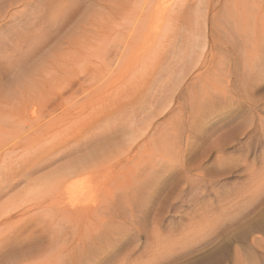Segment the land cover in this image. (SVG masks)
<instances>
[{
    "label": "rangeland",
    "instance_id": "obj_1",
    "mask_svg": "<svg viewBox=\"0 0 264 264\" xmlns=\"http://www.w3.org/2000/svg\"><path fill=\"white\" fill-rule=\"evenodd\" d=\"M11 1L13 0L9 2ZM62 1L63 3L65 1V3L62 4ZM93 1L98 4L97 7L92 5L88 6L86 0L78 1L76 4L74 3V5H70L73 3L68 2V0H25V6H13L10 8L11 10H9L8 14L6 13L8 12L7 10H3L0 7V16H3L0 18V25H3L1 28L4 27L0 30V97L1 99L3 98L2 101H5V103H3L5 106H0L1 115L2 112L7 111L9 106L22 103L23 99H25L21 97L25 94L22 93L24 92L22 90L27 92L25 96H27L29 92L31 94L35 92L38 97H40L39 95L42 92L55 91L54 93H56V91H58V93H64V90H67L64 94L66 97L68 95L67 101L69 103L63 105L62 109L59 108V110L56 111V114L57 112H61L60 114L62 115H58L59 113L57 115H51L55 122L53 119L51 120L56 125L54 131L53 125L50 126L51 123L49 118L51 117H49V115L47 116V114H50L48 110L51 109V107L47 106V108H44V106H42L43 103L39 101L38 103L35 102L37 104L36 115L39 114L38 116H42V119L39 117L42 120V124L45 121H49V124H45L46 127H44L45 125H40V123L39 125L43 127V129L48 126H50V129L52 128V130L47 128L48 133L45 131L49 136H47L48 138L46 139L52 140L53 135H55L54 137L59 135L56 137L57 139L59 137L65 139L69 137L70 133L92 129L91 126L93 123L91 122H94V117L91 118V116H88L92 120L86 118V120H89L86 121L88 122L86 123V128L85 123H83L85 121L84 118L82 119L83 121H79L81 118H79L80 116L78 115L81 113L83 115L87 110L91 113L92 111L90 112V110L93 108L89 106L87 108H90V110L86 109L84 104L82 106H85V112L83 113L79 110L81 113L77 114V106L80 107L81 104L79 103L80 105H78L72 103V101L79 96L73 97V93L75 91L76 93L79 92L82 90L81 87L84 86V84L87 85L89 83V79H91L90 75H92L91 68L94 67L93 69H95V65H103V62H100L102 59L95 57H99V55L104 52L95 55L94 50L101 48L102 51L106 47L108 51H110L112 49L111 46L122 43L120 42V35L130 32L133 28L136 30L135 37L141 36L137 39L135 38L131 42H126L128 43L127 46L130 47L137 45V43L149 37L146 35V32L143 31L148 25H152L155 30H158L155 37L156 39L158 38L157 36L163 38L160 36L162 33L164 34V38H166L168 34L169 23L167 20L160 21L159 23L154 22V17L150 14H146V10H142L138 5L129 11V16L131 17L124 19V16L125 18L127 17V13L125 15L124 11H121V8L130 7L128 4L130 0ZM189 1L192 3V5H190L191 9L189 8L188 12H185L179 23L180 25L178 24L179 28L182 24L183 29L185 28V31L183 30L184 46H181V48L177 50L172 48L171 57L182 53L180 51H184L183 53L188 52L189 46H187V43L189 39L185 38L191 34L188 30L195 31V29L201 28L199 29L200 34H205L207 41L211 45H214V50H212L214 55L213 65L211 64V68L208 72L205 71L206 68L197 72H191L177 90H174L176 88L175 86L173 87V84H175L177 80L175 77L173 79L170 73L166 81L161 84L156 93L150 97L147 104H152L158 108H164L167 105L169 107L170 103L171 106L169 109L176 108V111L171 113L170 117H167L166 124L169 125L166 128V132L169 131L168 142L171 146L170 149L177 153L168 151V160L170 159L171 164L168 167L169 171L167 178L158 181L159 183L163 181L159 184L161 187L155 185V188L153 187L150 192L152 195H147L148 197L143 196L146 193L144 188H142L144 191H142V189L138 191L141 186L135 187V190L129 196L130 200L128 199L131 205H126L125 199L120 202L117 201V205L111 209L112 212L110 210L108 215L105 214L103 216L105 218L102 219H105L104 221H107V224L103 220H101L102 222L100 223L99 220L97 221L98 224L96 222V224L92 225L91 228L89 227L88 230L85 229L75 234L69 232V235L63 238L58 231H52L51 227H49L50 215L48 213L50 211L36 209L35 203L37 204V200L35 197L37 194L35 191L40 184L46 187L50 179L48 175L53 170H57L66 161L68 162L70 156L82 154L85 152V149H93L108 139L116 137L117 134L108 136L105 141H101V139L91 140L87 148L82 147L80 149L81 152L79 150L76 154L74 153L65 157L62 161L42 172H36L35 174L31 172L19 173L14 171L17 165L16 162L22 161L37 149L57 139L53 138L52 141L47 140L42 143L41 139L45 140L44 137H46V135H44V130L39 127V125L37 126L39 127L37 128L38 130L34 129V131H37L30 132L31 135H29L28 130L34 128V126L31 128V124L28 123L30 117H27V123H25V117L19 114L7 115L6 121H4L5 118L3 120L0 119V132H4L2 137L5 136L6 141H10L9 143L7 141V143L4 144L5 146L0 143V154L2 155H0V189L4 188L2 191L5 194L3 201L7 202L9 206H7L8 210L11 209L9 212H11L13 208V211H15V213L12 214V211L11 214H9L11 217L9 221L11 228L17 227V224L26 227L20 242L17 241L16 243L14 242L15 240L10 242L7 264H84V262L85 264H264V123H262V119H264V80L261 79L262 81L255 85L254 92H252L253 90L251 87H247L249 86V83L246 84L248 78L245 76L244 78L242 77L244 71L240 69L241 66L243 68V64H245L246 61L243 60L241 55L242 52L240 53V49L242 48H238L239 45L241 47H246L245 49L247 51L244 50V53H246V55L248 54V59L250 60H248V63L251 64V66H249L250 68L254 66L255 70L257 65L260 66L258 61L257 65L255 61L260 60V57L261 60L264 59V54H262L264 47L261 46L262 44L264 45V43H262L264 42V20L261 19V15L257 12L254 13L256 10H249L248 12L251 13V15L249 13L246 14V21L240 22L239 20V25L237 20H231L228 8V6L230 7V3L226 0H213L214 2L209 0ZM208 1L211 5L209 8H206L205 3ZM64 5L68 8L65 9L66 6ZM69 5L71 8H69ZM59 7L62 9L64 8L62 12L63 14L65 12V16L63 15L61 17L62 14L57 16L58 14L56 12H59V10L56 9L61 10ZM199 9L200 11H198ZM96 14H100V17L104 21V27L98 30L99 32L91 30L92 34H89L86 39L88 42L83 43V41L86 40L82 38L79 44L77 41L82 35L81 33H84V30L89 28V26L87 27V22L90 20L91 16H95ZM55 16L56 19L54 18ZM57 17H60V20ZM3 18H5V20ZM52 18L56 21L58 20L57 24H51L53 23L51 21ZM54 19L53 21H55ZM194 20H199L198 24H193ZM245 22L247 25L244 27H248L251 32L248 28L243 27L242 24H245ZM232 25L233 27H231ZM137 27L139 28V33H137ZM232 29L234 30L232 31ZM45 30L49 33L45 32ZM236 32L237 35H235ZM248 32H250V34ZM43 33H45L46 36ZM114 38L116 41L113 40ZM139 38L144 39H140L139 42ZM74 40H77V43ZM72 43L75 44L74 47H72ZM81 43H83L82 45L84 46H82ZM232 43H236L234 46L237 49L231 45ZM69 47L70 51L68 49ZM65 53H67V55ZM158 56L159 54L155 55V52L145 55L137 60H133L136 62H134L135 65H133L132 59H128L130 61L129 63L127 60H123L122 63H118L116 66L119 68L123 67V69L125 68L127 72L122 71L123 69L121 68L122 70L120 71H122V74L117 77H111V71L107 70V72L103 67L104 65L102 67L97 66L96 68H98V70L96 71L98 72L94 74H98L95 75V77L98 76L96 77L98 78V82L104 83V80L105 82H110V88H133L139 85L135 84V80L139 77V71L143 67L154 66ZM36 58L40 61L39 64L42 65L37 66L35 72H37V74L40 72L42 79L40 76H37L39 79H35V75H31L32 72L29 74L27 72L30 71L29 69L27 70V67L33 64L30 62L36 60ZM182 59L172 58V71L177 72L179 67L184 65L182 61L185 59ZM263 61L264 60H262V62ZM46 63L48 65H46ZM227 63L228 67L226 66ZM81 64L82 66H80ZM129 64L131 65L129 66L130 70L127 69ZM22 68L26 72H24V74H27L26 79L33 80L32 82L28 80L27 86L23 85L26 80L20 83L13 79L15 75H19ZM99 68H104L103 70L106 71V73H104L102 69L99 71ZM49 70L52 73L49 72ZM123 72L126 73L123 74ZM50 74L53 75L50 76ZM258 74L262 75L264 73L259 72ZM197 76L199 77L197 78ZM52 77H55L54 80ZM95 77L93 79H95ZM82 78L83 80L81 81ZM87 78L89 79L87 80ZM244 79L246 82L243 81ZM86 80L88 82H85ZM92 81L90 80V82ZM66 82L68 84L65 85ZM80 82L81 87L79 85ZM93 82L95 83V81ZM98 82L96 81L98 85L95 83L94 86V83H90L84 86L83 89L87 91L90 89L93 93L97 89H99L97 91H101V88H98L101 83ZM63 85L65 89L62 87ZM141 88H144V86ZM12 92L21 96L17 97L15 100L10 99L9 97L12 96L8 94H15ZM96 92L95 94L98 93ZM71 94L73 95L71 96ZM86 95L85 93L84 96ZM84 96H79V102H82V98H86ZM224 97L228 100L226 101ZM93 102L99 105L96 100ZM95 104L94 107L97 108ZM88 105L92 106L93 104L88 103ZM132 105H134V103ZM99 107H101V104ZM104 107L107 108L103 109L102 106L100 109L98 108L95 110L94 108L95 111H93L96 113L98 110L97 112L100 113L107 110L108 107L112 108L114 106H109L107 104V106ZM38 108L41 110L39 109L40 111H38ZM68 110L70 111L69 113ZM63 111L67 112L65 113L67 117L63 116L65 115L62 113ZM158 112L160 113L159 110ZM38 116L36 118H38ZM70 116H74L72 117L74 121H68L71 119ZM22 117L24 122L22 121ZM36 118L35 122L37 123L38 120ZM45 118H47V120H45ZM55 118H59L57 119L58 121H64H60L59 124H57ZM62 122H64L65 125L62 124ZM77 123L79 124L77 125ZM80 123H82V126ZM76 126L78 127L77 130L75 129ZM72 127L74 128L72 129ZM39 131L43 132V136L41 134L39 137V135L37 136V134H35L33 137L34 133H41ZM51 131H53V134ZM55 132L57 134H54ZM41 136L43 138H41ZM79 136L80 135L72 136L71 141ZM16 141H18V143ZM178 152L180 155H178ZM137 161V166V163L135 165L132 163V166L129 168L118 167L108 179L111 182L106 179V181L103 180L104 182H97V180H94L98 185L92 182L88 189L96 188V190H98L100 187L102 188L100 191H107L110 188L115 190L117 188L122 189L125 182L130 179L132 180V178L134 179L133 173L143 166V162H145V164L147 163L146 158H139ZM139 164L141 165L139 166ZM44 176H46L44 179H39ZM135 183L136 182H134V184ZM96 186H99V188ZM149 186L150 185H147V188H149ZM156 186L159 187L158 190L160 191L156 190ZM39 191L40 195L44 192L43 190ZM146 194H149V191ZM119 196L121 199L123 195ZM32 200L35 203H33ZM147 200L149 202H147ZM119 203L121 206H119ZM18 206L19 208H17ZM142 210H145V212H141ZM131 213L134 214L132 217L135 219L129 217ZM15 214L16 216H14ZM128 221H132L135 224L133 243L127 247H123L119 252L112 249L103 252L99 251L101 241L103 240L102 237L104 238L105 234L112 228L122 226L128 223ZM97 225H99L98 228ZM49 231L52 233H49ZM72 236H74V238H72ZM78 236H80L79 239ZM78 243L80 245L77 246ZM68 244L70 245L68 246ZM226 245H229V251L225 256H221L222 250ZM46 259H48V261ZM39 261L41 262L38 263Z\"/></svg>",
    "mask_w": 264,
    "mask_h": 264
},
{
    "label": "bare ground",
    "instance_id": "obj_2",
    "mask_svg": "<svg viewBox=\"0 0 264 264\" xmlns=\"http://www.w3.org/2000/svg\"><path fill=\"white\" fill-rule=\"evenodd\" d=\"M0 1H1L0 2V7L3 10H7L8 11V12H6L7 14L9 13V10H11L10 8L13 7V6L15 7L16 5H18V6L19 5L20 6H25L26 5L25 0H13L11 2H9L10 0H7V1L6 0H0ZM78 1H81V0H68V2L73 3V4H70V5H74V3L76 4ZM209 1L214 2L213 0H209ZM209 1L207 3H205V7L206 8H209V6L211 5V3ZM226 1H228L230 3V7L228 6V8H229V15L231 16V20L232 19L234 21L237 20L238 21L237 23H239V20H240V22H242L244 20L246 21V16H247L246 14L249 13L248 12L249 10H251V11H253V10L255 11L256 10L254 13L257 12L259 15H261L260 16L261 19L264 20V0H258V1H256V0H252V1H250V0H226ZM64 3H65V1H64ZM64 3L62 1V4H64ZM86 3H87L88 6H91V5L92 6H95V7L98 6V4L95 3L93 0H86ZM66 4L68 6V3L67 2H66ZM128 4H129L130 7H123V8H121V11L123 10L125 15L127 13V15H126L127 17L125 18V16H124V19L130 18L131 16H129V11H131L132 8H134L136 5H138L139 8H142V10H146L145 11L146 14H150L152 17H154V22L159 23L160 21H163V20L166 21L167 20L168 23H169V25H168V34H167L166 38H164V34L162 33L160 36L163 37V38H159V36H157L158 38L156 39L155 37L157 35V31L158 30H155L152 25H148L147 26L148 28L145 27V30H143V31H145L146 32V35H148L149 37L146 38L145 40H143L144 38L141 39L142 37L139 38V42H140V39L143 40V41H141L140 43H137V45H135L133 47H130V46H127L128 43H126V42H131V41H133L136 38L135 37L136 36V30H135V28H133L130 32L125 33L123 35H120L121 36L120 37V40H121L120 42H122V43L119 42L120 43L119 45L111 46L112 49L111 50L109 49L110 51H108V49L106 47L102 51H101V48H98L97 50L96 49L94 50L95 51V55L96 54L97 55L98 54H101L100 52H104L103 54L99 55V57L96 56L95 58L102 59L100 61V62H103L102 64L104 66L103 65L102 66L106 69V71L107 70L108 71H111V73H110L111 74V77H117L118 75H121L122 74V71H126L127 72V70H125V68L123 69V67H120L119 68V67L116 66V65H118V63L119 64L122 63L123 60H125V61L127 60L128 63H129L130 62L129 61L130 59H132V61L133 60H137V59H139V58H141V57H143L145 55H149V54H151L153 52H155V55H158L159 54V56L156 58L157 60L155 61L156 63H155L154 66L143 67L139 71V77H138L137 80H135L136 81L135 84H139V85H137L136 87L128 88V89L127 88L121 89L120 87L110 88V86H109V85H111L110 82H105V80H104V83H102L100 81L98 82V80H97L98 78H96L98 76L95 77V75H98V74H94V73H97L98 72V71H96V70H98V68H96L97 66L98 67H102L101 64H99L97 66L95 65V69H93L94 67L91 68L92 71L90 69L91 74L92 75L94 74V75L93 76L90 75L91 76V79H89L90 78V76H89V78H87V80L89 79V83L88 84L94 83L93 81H95V83H96V81L98 83H101V84H99L100 86H98V88L99 87L101 88V91H97V90H99V89H97L96 91L98 93L96 91H94V93H93L92 90H90V89H89L90 92L87 91V90H84L83 89L84 86H87L88 84L87 85L84 84V86L81 87V85H80L81 82L79 83V85H80V87H81L82 90H80L77 93H76L75 90H73V91H75L73 93L75 96L73 94H71V96L73 95V97H76L78 95L83 97L85 93L87 94L86 96H84V97H86L84 99L82 97H80V98H82L81 99L82 102H79V99H78L79 96L77 98L78 99V102H77V99H74L75 102L72 101V103H76L78 105L81 104L80 107L77 106L78 111L80 110L81 112L84 113L86 109H89L90 110V108H87V107L90 106L91 108H93V109L90 110V112L92 111L91 113H89V111L87 110L86 113L83 114L84 116L82 115V113L80 111L78 112L77 109H76L77 114H80L81 113L80 115H78V116H80L79 118H81L79 121H83L82 119L84 118L85 121L83 123H85V127L86 128H87V124L86 123H88L86 121H89V120H86V118L90 119L88 116H91V118L94 117V120H93L94 122H91L90 121L91 123H93V125L91 126L92 129L93 128H97V127H105L108 124H111L112 125V128L106 134L99 135V136H91V137H88L86 140H83L81 138V136L75 138L74 140L71 141L72 144L74 145V148H75V151L72 154H74V153L76 154L77 152H79V150L82 147H86L87 148V145L89 144V142L91 140H94V139H96V140L98 139L99 140V139H101V141H105V140H107L108 136H111L113 134H117V136L114 137V138L108 139L107 141H105L104 143L96 146L93 149H88V150L85 149V152L82 153V154H79V155L76 154L74 156L72 155V157L70 156L71 154H67L65 157L70 156L69 160L67 159L68 162L66 161L57 170H53L48 175V177L50 176V179L48 180L49 183H48V185L46 187H43L40 184L36 188L33 185L36 188L35 193L37 195H36L35 199L37 200V204L33 200L32 201H33V203H35L36 209H43V210L50 211L48 213L50 215L49 227H51L52 231H58L59 234L63 238H65V236L69 235V232L70 233H74V234L75 233H79V232H82L85 229L88 230L89 227L91 228V226L94 225V224H96V222L99 221V220H100L99 221L100 223L102 222L101 220L104 221L105 219H102V218H105V217H103V216L105 214L108 215V212L113 207H115L117 205V203H118L117 201L120 202L123 199H125L126 205L127 204L131 205L129 203L128 199H129V196L132 194V192L135 190V187L141 186V187H139L140 189L138 188L139 189L138 191H140L142 188L145 189L146 193L149 191V194H146L145 193L143 195L144 197L147 196V195L148 196L149 195H152V194H150V192H151V190H152L153 187L155 188V185L161 187V185H159V184H161L163 181L161 183H159L158 181L164 180V179L167 178L168 171H169L168 170V167L171 164L170 163V159L168 160V153L171 152V151L172 152L174 151V150L170 149L171 146H170V143L168 142V140H169V138H168L169 131L166 132V128H167V126L169 124H166V120H167V117H170L171 113H174L176 111V108L169 109V107L171 106L170 103H169V105H170L169 107L167 105L164 108L163 107L162 108H158V107H155L152 104H147V103L144 104V105H142L138 109H135V110H133L131 108V106H133L132 105L133 103L135 105L137 98L139 96H141L142 93L144 92V88H141V87L142 86H145V84L147 82H149L153 78V76L155 75L156 70L159 67L160 63L165 58H167L170 62H171L172 58L180 59V60L182 58L185 59L184 61H182L184 63V65L183 66H180L177 72L176 71L175 72L174 71H171V76L173 77V79L175 77V79L177 80L176 83L175 82H172V83H175V84H173V87L174 86L176 87L174 90H177V88L185 81V79L189 76V74L191 72H194V71L197 72V71H200L203 68H206L205 71L208 72L209 69L211 68V64H212L213 59H214V55H213V52H212V50H214V45H211L207 41L205 34H200V32H199L200 30L199 29H201V28L195 29V31H193V30L190 31V30L187 29L188 32H191L190 36H188V37L184 33L185 36H186L185 38L189 39V41L187 43L188 45L186 44L187 46H189L188 47V50L186 49L188 52L183 53L184 51H180L182 53L176 54L175 56L171 57V53H172L171 49L172 48H174V50H177V49H180L181 46H184V44H183L184 43V41H183V38H184V36H183V30L185 28L183 29V24L179 28V25H180L179 23L181 21L182 16L185 14V12L186 13L188 12V9L191 7L190 5H192V3L189 0H130V3L128 2ZM61 6H63V5H61ZM64 6H66V5H64ZM67 6L65 7V9L68 8ZM59 8H61V7H59ZM69 8H71V6ZM63 9L62 8H61V10L60 9H56V10H59V12H56L55 11L58 15L56 13L55 14L57 16H60L62 14L61 17L63 15L65 16V12H64V14L62 12V11H64ZM67 10H65V11H67ZM198 11H200V9ZM254 13H253V17H254ZM249 14L251 15V13H249ZM256 16H258V15H256ZM2 17L3 16H0V18H2ZM96 17H98V18H96ZM54 18L56 19V16ZM54 18L51 19V21L53 22L51 24H57V21L58 20L56 21ZM57 18H59V20H60V17H57ZM88 18H90V17H88ZM3 19L5 20V18H3ZM53 19L56 21V23H55V21H53ZM82 22H85V21H82ZM198 22H199V20H194L193 21V24H198ZM239 25H240V23H239ZM242 25L244 27L247 24L245 22V24L243 23ZM242 25H241V27H242ZM1 26H3V25L2 24L0 25V30L4 28V27L1 28ZM88 26H89V28H86L84 30V33H81L82 35L79 37V40L78 39H77L78 41L77 40H74L75 42L76 41L77 42L81 41L82 38L86 40L87 37L89 36V34H92L91 33L92 32L91 30L97 32L98 30H101L104 27V21L100 17V14H96L95 16H91L90 20L87 22V27ZM231 27H233V25ZM193 28H191V29H193ZM244 28H248V27H244ZM46 30H45V32H48ZM187 30H186V32H187ZM233 30L234 29H232V31ZM141 31H142V29H141ZM230 32H231V30H230ZM250 32H251V30H250ZM250 32H248V33L250 34ZM137 33H139V28L138 27H137ZM43 34L45 35V33H43ZM230 34H229V36H230ZM235 35H237V32H236ZM139 36H141V35H139ZM142 36H143V34H142ZM238 36H239V33H238ZM115 38L113 40H115ZM261 39H262V37H261ZM238 41H239V39H238ZM84 42H88V41L86 40V41H83V43ZM83 43H81V45ZM262 43H264V42H262ZM79 44H80V42H79ZM234 44L236 45V43H234ZM234 44L232 43L231 45H233V47L235 49H237L234 46ZM74 45L75 44H73L72 47H74ZM82 46H84V45H82ZM261 46L264 47L263 44ZM72 47H71V49H72ZM75 48H76V46H75ZM238 48L239 49L242 48V49H240L241 50L240 53L242 52L241 55L243 57V60L246 61L245 64H243V68H242V66L240 67V69H242L244 71L242 77L244 78V76H245L246 78H248V80H246L247 81L246 84L249 83V86H247V87L248 88L251 87V89L253 90L252 92H254L255 85L258 84L260 81L264 80V74H262V75L261 74L260 75L258 74L259 72L264 73V61L262 62V60H264V59L261 60V57H260V60H256L255 61L256 62V65H257V61H258V64H260V66H262V65L263 66L260 67L259 65H257V67L259 66L261 69L258 67L259 68V70H258V68L256 67L255 70H254V66H252V68L249 67V66H251V64L248 63L250 61L248 59V54L246 55V53H244L245 51H247L245 49L246 47L245 46H242L241 47L239 45ZM68 49L70 51V47ZM263 52H262V54H264ZM67 53H65V54L67 55ZM236 53L238 54L237 51H236ZM59 55H61V54H59ZM59 55H58V57H59ZM185 55H186V57H185ZM35 57H37V56H35ZM62 57H63V55H62ZM60 58H61V56H60ZM33 59H34V57H33ZM64 59H65V57H64ZM125 61H124V63H125ZM241 61H242V59H241ZM244 61H243V63H244ZM259 61H260V63H259ZM134 62L135 61H133V65H135ZM261 62H262V65H261ZM30 63H33V64H31V65H29V67H27V70L28 69L30 70V71H27L28 74L32 72L31 75H35V77H34L35 79L38 78L39 76L41 78V73L39 72L37 74V72H35L37 70V66L42 65V64H39L40 61H38L37 58H36V60H33ZM228 63L226 65L227 67H228ZM46 65H48V64L46 63ZM80 66H82V64ZM129 66H131V65L129 64L127 69H129ZM237 66H238V62H237ZM99 69H100L99 71H101L102 68H99ZM120 70H122V71H120ZM106 71H104V73H106ZM24 72L25 71L22 68L20 70V72H19V75H15V77H13V79H15L16 82H20V83L21 82H24L26 80L23 85H26L27 86L28 85L27 83L29 82L28 80H30V79H28V80L26 79L27 78L26 77L27 74H24ZM49 72H51V71L49 70ZM126 72H123V74L126 73ZM99 73H101V72H99ZM53 74H50V76H52ZM86 75H87V71H86ZM108 75H109V73H108ZM108 75H107V77H108ZM29 76H28V78H29ZM102 76H103V74H102ZM94 77H95L96 80L93 79ZM198 77L199 76H197V78ZM200 77H201V75H200ZM54 78H53V80H54ZM82 80H83V78L81 79V81ZM87 80L85 82H88ZM90 80L91 81L93 80V81L90 82ZM99 80H100V78H99ZM32 81L33 80H30V82H32ZM243 81L246 82L245 79ZM67 82L65 83V85L68 84ZM95 83H94V86H95ZM76 85H78V84H76ZM96 85H98V84L96 83ZM139 86H141V87H139ZM62 87H63V89H65L64 88L65 87L64 85ZM90 87H92V86H90ZM25 88H27V87H25ZM68 88H66V89H68ZM79 88H77V89H79ZM27 90H29V89H27ZM51 90H53V89H51ZM22 91H24L22 93H25V94H23L24 96L23 95L22 96L21 95H18L15 92H12V93H15V94H11V95H10V93L8 94L9 96H12V97H9V98L10 99H13V100H15L19 96L24 97L25 99H23L22 103L19 104V105L9 106L8 109H10V110L7 109L6 112H2V115L0 114L1 115L0 119L3 120L5 118L4 121H6V119L8 117L7 115H17V114H19L20 116L23 115L25 117L24 120H25V123H27L26 122V121H28L27 120V117L28 118L30 117V121H28V123L31 124V128L33 126H34V128L28 130L29 131V135H31L30 132L37 131L38 130L37 128L41 127L40 125L42 124V120H41L42 119V116L41 117L38 116L39 114L36 115V112H37L36 111V109H37V104L36 103H38V101L41 102V103H43L42 106H44V108L45 107L47 108V106L48 107H51V109L48 108L49 109L48 111H49L50 114H47V116L49 115V117H51L52 114L53 115L56 114V111H58L59 108L62 109L63 105H66L67 103H69L67 101L68 100L67 99L68 98V95L66 97L65 94H64L65 92H67V90H64L65 91L64 93L63 92L58 93V91H56V93H54L55 91L50 92V91L47 90L48 92H45V93L42 92V93H40V95H39L40 97H38L37 93H35V92H33L34 94L33 93L31 94L29 92L30 90L28 91L29 94L27 96H25L27 92H25V90H22ZM95 92L97 94H95ZM223 93H225V92H223ZM13 96H15V97H13ZM69 96H70V94H69ZM226 96H227V94H226ZM224 98L226 99V97H224ZM2 99L0 97V100H1L0 101V106L2 105L4 107L5 105L3 103H5V101H2ZM216 99H218V98H216ZM225 99H224V101H225ZM95 100H96L97 103H99V105H97V104H95V102H93ZM208 100H211V99H208ZM227 100L228 99H226V101ZM221 101H223V100H221ZM169 102H173V101H169ZM205 102H207V101H205ZM88 103L89 104L92 103L93 105L92 106L91 105H88ZM84 104L86 106V109H85V106H82ZM94 104L97 106V108L94 107ZM100 104H101V107H99ZM107 104L109 106H112L113 105L114 107H112V108L108 107L107 110H104L103 112H100L101 114L97 112L98 110L96 111L97 114L94 113V111L96 109H98V108L100 109V108H102V106H103V109H106L107 107L105 108L104 106H107ZM42 106H40V107L43 108ZM73 108H75V107H73ZM94 108H95V110H94ZM12 109H13V111H12ZM39 109L40 108H38V111L41 110V109L40 110ZM81 109L82 110L84 109V110L82 111ZM158 110L160 111V113L158 112ZM72 111H73V109H72ZM69 112L70 111L68 110V113ZM39 113H41V112H39ZM58 113L59 112H57V114ZM60 113L58 115H62ZM62 113L65 114L67 112H64L63 111ZM92 113H94V114H92ZM37 116H38V118H36ZM63 116L67 117L66 114L63 115ZM72 117H74V116H70L71 119H69L68 121L72 120ZM139 117H141V118H139ZM35 118L38 121H40V120L41 121L40 122L37 121V123H38L37 124L35 122L36 121ZM47 118H45V120H47ZM10 119H11V117H10ZM10 119H8V120H10ZM51 119H53V118L52 117L49 118V121L51 123L50 126L53 125V131H54L55 130L54 128L56 127V125L52 122ZM55 119H56V123L57 124H59L60 121H64V120L58 121L57 119H59V118H55ZM65 119H67V118H65ZM90 120H92V119H90ZM22 121H23V117H22ZM49 121H47V122L45 121L46 123L43 121L44 123L42 125L44 126L47 123L49 124ZM53 121L55 122L54 119H53ZM72 121H74V119ZM169 121H172V120H169ZM39 123H40V125H39ZM62 124H64V122H62ZM62 124H60V125H62ZM78 124L79 123H77V125ZM38 125H39V127H37ZM80 125L82 126V123H80ZM50 126H48L47 128H49ZM44 127H46V125ZM59 127H61V126H59ZM0 128H1V126H0ZM41 128L43 129V127H41ZM47 128H44L43 129L44 130L43 131L44 133H45V131L46 132L48 131ZM73 128L74 127H72V129ZM77 128L78 127L76 126L75 129L77 130ZM34 129H37V130L34 131ZM57 129H58V127H57ZM50 130H52V128ZM78 130H80V129H78ZM53 131H51V133ZM39 132H41V131H39ZM43 132H41V133H38V132L37 133H34L33 134V137H34L35 134H37V136L39 135V137H40L41 134L43 136ZM0 133H1L0 134L1 135L0 138H1L2 135L4 134V132L1 131ZM47 133L44 134V135H46V137H44L45 140L41 139L42 143L44 141L51 140V139H46V138L49 137L47 135ZM52 134H50V135H52ZM54 134H57V133L55 132ZM17 135H18V133H17ZM42 136H41V138H43ZM54 136L55 135H53V137L51 136L52 137V140H53V138H56L59 135H57L56 137H54ZM62 136H63V134H62ZM21 138H22V136H21ZM59 139H61V137H59L56 141H58ZM61 140H63V139H61ZM7 141L5 139V136L0 139V143H2V145H4L5 143H7ZM54 141H55V139H54ZM9 142L10 141H8V143ZM16 142L18 143V141H16ZM97 144H98V142H97ZM12 145L15 146L14 144H12ZM91 145H92V143H91ZM80 152H81V150H80ZM174 153H177V152L174 151ZM178 155H180V153ZM139 158H142V159L143 158H146V162L147 163L145 164V162L142 161L144 163V164L141 163L143 166H141L138 171H135L133 173L134 174L133 175L134 176V179L132 178V180L130 179L131 181L128 180L127 182H125L124 183L125 185H124V187L122 189L121 188L120 189L117 188L115 190V189H111L110 188L107 191H100V190H102V188L100 187L101 188L100 189L99 186H96V187L99 188L98 190H96V188H94V189L93 188L88 189V187L92 184V182L93 183L95 182L97 184V182H100V181L104 182L103 180H105V179L107 181H110V180H108L109 177H111L112 174H113V172L118 167H120V166L121 167H125V168H129L130 166H132V163H134V165L137 163L136 164V166H137L138 165V161H139V160L137 161V159H139ZM16 163L18 164V162H16ZM141 164H139V166ZM1 165H3V164H1ZM7 169H8V167H7ZM125 173H128V172H125ZM45 177L46 176H44L42 178H39V179H44ZM94 180H97V182L94 181ZM133 181L136 182L137 184L136 183L134 184ZM134 185H136V186H134ZM147 185H150L149 188H147ZM93 186H94V184H93ZM157 186H156V188H157L156 190L157 191H160V190H158L159 187H157ZM35 188H34V190H35ZM3 189H0V264H7V255H8V251H9V247H10V242L11 241H14V240H15L14 242H16V243H17V241L20 242L21 236L23 235L26 227L25 226L23 227L20 224H17L18 225V226L16 225L17 227H15V225H14L15 228H11V226L9 224V221H10V218L11 217H10L9 214H11V212L14 210V208L12 209L11 212H9L11 209L8 210V207L9 206L7 205V202L3 201L4 195H5L2 192ZM39 190H43L44 192L41 193V195H40V191ZM142 191H144V190L142 189ZM119 195H123L121 197V199H120V196ZM147 202H149V201L147 200ZM119 206H121L120 203H119ZM17 208H19V206ZM150 208H151V206H150ZM145 210L144 211L142 210L141 212H145ZM16 211H17V209H16ZM123 211H124V209H123ZM138 211H140V210H138ZM151 211H152V209H151ZM111 212H112V210H111ZM13 213H15V211H13L12 214ZM36 213H37V211H36ZM20 214H18V215H20ZM14 216H16V214ZM132 216H134L133 213H131L129 217H131L133 219L134 217H132ZM36 217H39V216H36ZM106 217H108V216H106ZM37 219H39V218H37ZM34 221H35V219H34ZM132 221H130V222H132ZM135 222H137V221H135ZM97 224H98V222H97ZM98 226L99 225H97V228H98ZM49 230H50V228H49ZM50 231H49V233H52ZM95 233H97V232H95ZM74 236H72V238H74ZM79 237L80 236H78V239H79ZM102 239H103V237H102ZM84 241H85V239H84ZM62 242H64V241H62ZM79 243L77 244V246L80 245ZM60 245H59V247H60ZM69 245L70 244H68V246ZM83 245H85V244H83ZM229 248H230L229 245H226L225 248L222 250L221 256H225L228 253ZM54 254H53V256H54ZM47 257H49V256H47ZM58 257H59V255H58ZM90 258H91V256H90ZM95 259H96V257H95ZM46 260L48 261V259H46ZM54 260H55V258H54ZM82 260H83V258H82ZM91 260H92V258H91ZM40 262L41 261H39L38 263H40ZM92 263H93V261H92ZM84 264H85V262H84ZM89 264H91V263H89Z\"/></svg>",
    "mask_w": 264,
    "mask_h": 264
},
{
    "label": "snow or ice",
    "instance_id": "obj_3",
    "mask_svg": "<svg viewBox=\"0 0 264 264\" xmlns=\"http://www.w3.org/2000/svg\"><path fill=\"white\" fill-rule=\"evenodd\" d=\"M171 71V62L165 58L160 63L153 78L145 84L144 92L137 98L135 105L131 106V108L135 110L146 104L150 97L159 89L160 85L166 81ZM262 123H264V119H262ZM111 128L112 125L108 124L105 127L70 133L69 137L63 140L52 141L34 151L25 159L18 162L14 171L19 173L31 172L32 174L42 172L65 159V155L72 154L75 151L74 145L71 142L72 136L80 135L83 140H86L91 136L106 134ZM134 233V222H128L122 226L112 228L105 234V237L101 241L99 251L103 252L109 249L116 250L117 252L121 251L123 247H127L133 243Z\"/></svg>",
    "mask_w": 264,
    "mask_h": 264
}]
</instances>
